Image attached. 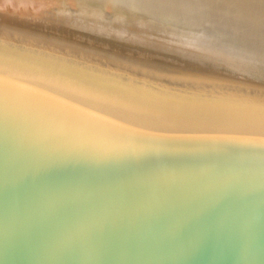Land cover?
<instances>
[{
  "label": "water",
  "instance_id": "1",
  "mask_svg": "<svg viewBox=\"0 0 264 264\" xmlns=\"http://www.w3.org/2000/svg\"><path fill=\"white\" fill-rule=\"evenodd\" d=\"M74 57L0 37V264H264V83Z\"/></svg>",
  "mask_w": 264,
  "mask_h": 264
},
{
  "label": "rangeland",
  "instance_id": "2",
  "mask_svg": "<svg viewBox=\"0 0 264 264\" xmlns=\"http://www.w3.org/2000/svg\"><path fill=\"white\" fill-rule=\"evenodd\" d=\"M161 1L163 3L165 0H160L158 2L161 3ZM166 1L169 2V0ZM110 2H112V0H102L104 6ZM148 2L152 1L149 0ZM167 2L164 3L166 4ZM194 2L197 4L193 7L199 8L198 10H202L200 8L210 3H214V7L216 8L225 2L228 3L232 8H221L220 11L218 10L221 16H217L223 19H229L231 22L235 21L234 26L237 28L235 29V27L232 26L231 29L238 30L239 33H231L239 35L243 41L233 42L237 44L235 45L219 39L222 34H228L226 31L228 28L225 29V27H223L222 31L221 26H217L221 28V30H218L219 28L214 29V26L217 24V20L214 19V13L217 11L212 10V8L210 11H203L205 15L201 23L196 29H192L194 31L187 33L183 30L184 28H181L183 31L179 29L181 25H178L177 28L176 26L169 25V23L164 20L159 19V21H153L158 13H155V16L153 14V17L151 15V19L149 15L144 17V15L141 16L139 12L136 11V14L138 12L141 17L139 16V18H137L138 15L136 17L131 15L133 17L131 18L133 24H130L128 18L119 17V20H115L113 17H105L100 8L88 9L83 7L76 10L77 12L75 10V12L68 11L69 13L67 14L65 10L64 12L62 10V14L60 12L55 15L53 14L54 16L58 14L55 17L56 19L59 17V21L56 20V23L54 20L49 19L51 20V25L54 23L53 26L48 23L49 21L47 22L48 18H46V20L44 19L45 21L43 19L40 20L42 21L40 23L32 22L33 25H31L29 21L27 22L24 19H21L19 23H12L11 20L10 22L5 21L2 19L5 17L0 16V37L5 35L4 37L7 39L9 37L10 40L33 44L42 49L57 52L64 57L68 55H72V57L75 56L74 58L81 57L98 64H107L112 68L125 69L130 72L134 71H131V68H137L138 66V68H142L141 70L143 72H146L145 67L153 70L163 69L161 71L166 78H172V76L175 75V77L178 76L180 79L187 78L189 80L185 81L195 82L192 84L212 86L211 88H214V84L237 82L239 84L248 85V88H251L252 85L261 87L260 85L264 83V79H262L264 78V44L259 43L260 47L256 49V46L259 44L253 43L254 41H248L253 35L251 34L252 36H250L243 25L247 23L246 21L248 20H256V24H254L255 27L256 25L257 27L264 26L260 25L264 22V0H194ZM245 10L254 13L255 17L250 18L249 15L247 17ZM182 13L184 15V12ZM69 14L70 16H68ZM162 15L159 14L158 16L162 18ZM127 16L131 17L129 14H127ZM163 16L166 17L165 14ZM147 17L150 18V23H146L149 21ZM134 18H136V21H133L135 20ZM144 18H147L146 21ZM185 18L187 17L185 16L184 19ZM181 19H183V16ZM43 21L48 24H43ZM8 24L9 27L7 26ZM115 29L122 30L119 32L127 31L131 34L146 31L148 35L144 34V37L140 34V36L133 35L134 37H130L129 39V37L123 36L122 33L115 32ZM11 33L12 35H10ZM213 36H216V39H214ZM243 36H250V38L248 37L246 42ZM250 40H252V38ZM242 42L245 43L242 44ZM250 45L256 48L253 49ZM244 63H249L247 65H252V68H249L246 64V66H244ZM254 64H257L255 68L260 64L263 70L262 68V71L260 69L257 70L260 66L255 69L253 67ZM181 71L184 72V74L186 73V76L179 75L178 72ZM137 74V76L142 75L141 73ZM257 77L260 79L258 80ZM196 79L199 80L196 81ZM239 84H236L237 87L242 86Z\"/></svg>",
  "mask_w": 264,
  "mask_h": 264
},
{
  "label": "bare ground",
  "instance_id": "3",
  "mask_svg": "<svg viewBox=\"0 0 264 264\" xmlns=\"http://www.w3.org/2000/svg\"><path fill=\"white\" fill-rule=\"evenodd\" d=\"M148 1L149 0H112V2H110L109 4L104 6L103 3H102V0H0V16H4L5 18H2V19H4L5 21L10 22V20H11L12 23L13 22H18L19 23L21 21V19H24L27 22L29 21V23L31 25H33L34 22H39L40 23V22H42L40 20H42V19L46 20V18H48L47 22L49 21L48 23L50 24L51 20H54L55 23H56V20L59 21L58 20L59 17L57 19L55 18L58 14L56 16H54V15L56 13H58V12L61 13L62 10H63V12L65 10V12H67V14H68L69 13L68 11L75 12L76 10H79V8L85 7V8H88V9H98V8H100L101 11L103 12L102 14L105 17H110V18L113 17L115 20H119V17L128 18L129 19L128 21L130 22V24H133L131 18H133L134 16L136 17L138 15L137 18H139L140 15L141 16L144 15V17L146 15L147 16L149 15L151 17V15H152V17H153V14L155 16V13H158V15L159 14H161V15L165 14L166 17H164L162 15V18H163L162 19L161 16H158L156 14L158 17L156 16L155 20H153V21H159V19L160 20H164V21H167V23H169V25L176 26L177 28H178V25L179 26L181 25V27H179V29H181V28L183 29L184 28L183 30H185L186 31L185 33H187V32L194 31L192 29H194V28L196 29L197 26L201 23L202 18L205 15V13H203V11H210V9L212 8V10L217 11V12L214 13V15H215L214 19L217 20V24H216V26H214V29H216V28L218 29L219 27H217V26H221L222 31H223V27H225V29L228 28L226 30L228 34H226V35L222 34L223 37L221 35V37L219 39L222 40V41H227V42L232 43V44H235V43H233L235 41L238 42V41L241 40L239 35H235V34L231 33V32L239 33L238 30H232L231 29V27L234 26L235 21L231 22L229 19H223V18H220V17L217 16V15H220L218 10L220 11L221 8H232L226 2L221 4L217 8L214 7V3L213 4L210 3L207 6H205V7L203 6L202 8H200L202 10H198L199 8L198 9L194 8L196 6V4H197V3L194 2V0H169V2L171 1L170 3L165 0L164 2H167L168 4L167 3L165 4L164 2H163L164 3L163 4L162 1H161V3L158 2L160 0H158V1L157 0H150L152 2H148ZM136 11H138L140 15L138 14V12L136 14ZM71 12H70V14H71ZM182 12H184V15L187 18L184 19L185 16L183 15ZM117 13H119V14H117ZM245 13H246L247 17H248V15L250 16V18L255 17V14L250 12V11H248V10H245ZM64 14H66V13H64ZM70 14L68 16H70ZM127 14H129L130 16L133 15V17L132 16L128 17ZM114 16H116V17H114ZM182 16H183V19H181ZM152 17H151V19H152ZM53 18H55V19H53ZM147 18L149 19V21H147L146 23H150V21H151L150 18L149 17H147ZM49 19H51V20H49ZM134 19L135 20H133V21H136V18H134ZM141 19H143V18H141ZM146 19H145V21H146ZM47 22H44L43 24H45V23L48 24ZM246 22L247 23H245L243 25V27H244L245 30H247L248 34L250 36L253 35V37H251L252 40H250L251 39L250 36H247V37L243 36L244 41L249 37L250 39L248 41H254L253 43H258V44L259 43H263L264 44V42H263L264 41V30H263L264 26L257 27V25H256V27H257L256 28L255 25H254V24H256L255 23L256 20H248ZM24 23H26V22H24ZM29 23H26V24H29ZM52 23H53V21H52ZM53 25H54V23L51 26H53ZM260 25H264V22L262 24H260ZM7 26L9 27V24ZM36 27H38V26H36ZM39 27H40V25H39ZM221 28H219L218 30H221ZM236 28L237 27H235V29ZM260 28H263V29H260ZM182 29H181V31H183ZM9 30H10V28H9ZM13 31H12V33H13ZM114 31L115 32H119V31H122V30L115 29ZM249 32H251V33H249ZM12 33L10 35H12ZM119 33H122L123 36L129 37V39H130V37H134L133 35H135V36H140L141 35L143 37H144V34L148 35V33L146 31L140 32V33L134 32L136 34H131V33L127 32V31L119 32ZM1 35H3V34H1ZM184 35H186V34H184ZM213 37H214V39H216L215 38L216 36H213ZM139 38H141V37H139ZM141 39H143V38H141ZM241 41H243V40H241ZM246 42H247V40H246ZM239 43H238V45H239ZM243 43H245V42H242V44ZM235 45H237V44H235ZM250 47L253 48V49H255L257 47L256 49H258L260 47V44L257 45L256 47H253V46L250 45ZM245 64L246 63H244V66H246L249 63H247L246 65ZM250 64H251V62H250ZM252 64H253V62H252ZM257 64H254L253 67L255 68V65L257 66ZM260 64H263V63H260ZM260 64H259L260 68H258L259 67L258 66L257 67L258 69L257 68H255V69H257V70L260 69L261 70L262 67H261ZM248 67L252 68V65H249ZM263 68H262V70H263ZM255 69H253V70H255ZM256 72H259V71H256ZM259 79L260 78H258V80ZM262 79H264V78H262ZM183 80L185 81V80H188V79L185 78ZM198 80L196 79V81H198ZM196 83H198V82H196ZM184 84H186V83H184Z\"/></svg>",
  "mask_w": 264,
  "mask_h": 264
}]
</instances>
